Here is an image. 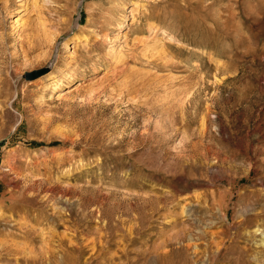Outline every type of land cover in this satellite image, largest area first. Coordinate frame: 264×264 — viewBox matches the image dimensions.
<instances>
[{"label":"rangeland","instance_id":"374dc122","mask_svg":"<svg viewBox=\"0 0 264 264\" xmlns=\"http://www.w3.org/2000/svg\"><path fill=\"white\" fill-rule=\"evenodd\" d=\"M0 264H264V0H0Z\"/></svg>","mask_w":264,"mask_h":264},{"label":"bare ground","instance_id":"6f19581e","mask_svg":"<svg viewBox=\"0 0 264 264\" xmlns=\"http://www.w3.org/2000/svg\"><path fill=\"white\" fill-rule=\"evenodd\" d=\"M216 210H217V214L219 215V217L226 220V218H227V212H226V210H224V209H222L220 207H218V209H216ZM216 253H218V251Z\"/></svg>","mask_w":264,"mask_h":264}]
</instances>
